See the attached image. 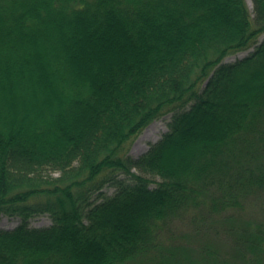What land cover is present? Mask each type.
Masks as SVG:
<instances>
[{"label": "trees", "instance_id": "obj_1", "mask_svg": "<svg viewBox=\"0 0 264 264\" xmlns=\"http://www.w3.org/2000/svg\"><path fill=\"white\" fill-rule=\"evenodd\" d=\"M252 3L0 0V264H264Z\"/></svg>", "mask_w": 264, "mask_h": 264}, {"label": "rangeland", "instance_id": "obj_2", "mask_svg": "<svg viewBox=\"0 0 264 264\" xmlns=\"http://www.w3.org/2000/svg\"><path fill=\"white\" fill-rule=\"evenodd\" d=\"M248 4L253 10V3L252 0H247ZM246 52L240 53L238 56H244ZM236 56L229 58L230 61L235 60ZM167 131L166 121L164 119L156 120L149 124L145 130L139 135V137L135 140L131 147V153L134 156H138L144 153L150 143H154L158 141L164 132ZM159 179V177H154ZM19 224V219L15 217H9L6 215H2L0 217V228L2 229H14ZM51 224V219L47 215H42L38 217H34L30 220L29 226L32 228H41L46 227ZM188 228L180 226L179 230L177 231L178 238H180L184 231H187Z\"/></svg>", "mask_w": 264, "mask_h": 264}]
</instances>
